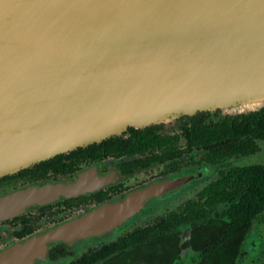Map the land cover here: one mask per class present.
Returning <instances> with one entry per match:
<instances>
[{
  "label": "water",
  "instance_id": "1",
  "mask_svg": "<svg viewBox=\"0 0 264 264\" xmlns=\"http://www.w3.org/2000/svg\"><path fill=\"white\" fill-rule=\"evenodd\" d=\"M199 1L0 0V153L19 146L17 141L40 139L45 126L50 138L62 137L117 107L167 94L181 85L170 84L177 74L220 68L232 60H245L246 66L264 55V44L250 45L264 40V0ZM262 108L231 112L186 105L185 110L150 118L131 116L116 132L100 135L107 130L100 128L91 141L28 162L7 161L0 166V178L120 136L128 127L143 129L218 109L225 112L223 117H234ZM123 180L116 168L93 165L4 194L0 222L61 199L95 194ZM186 183L167 180L133 189L0 253V264H39L52 242L79 249L104 239L143 208L180 193Z\"/></svg>",
  "mask_w": 264,
  "mask_h": 264
},
{
  "label": "trees",
  "instance_id": "2",
  "mask_svg": "<svg viewBox=\"0 0 264 264\" xmlns=\"http://www.w3.org/2000/svg\"><path fill=\"white\" fill-rule=\"evenodd\" d=\"M260 141H264V108L234 117H220L218 112L197 113L180 120L178 132L163 133V125L143 129L128 127L120 136L57 155L4 176L0 183L18 179L37 183L74 175L84 165L91 167L111 158L124 159L117 165L122 176L156 166H163L166 175L180 170L177 160L181 157L203 153V162L222 165L232 158L256 154ZM106 197L107 193L101 191L65 200L62 204L72 208L102 203ZM197 201L187 200L144 227L88 249L69 264H183L178 261L185 249L195 253L193 264H236L253 223L264 220V165L220 171L218 178L197 194ZM221 204L226 207L210 217ZM25 225L18 234L20 238L32 232V227ZM185 226L190 228V234L182 243L179 228ZM68 248V243H54L48 259L56 261L65 257L69 254Z\"/></svg>",
  "mask_w": 264,
  "mask_h": 264
},
{
  "label": "bare ground",
  "instance_id": "3",
  "mask_svg": "<svg viewBox=\"0 0 264 264\" xmlns=\"http://www.w3.org/2000/svg\"><path fill=\"white\" fill-rule=\"evenodd\" d=\"M205 1L200 0L199 4L204 5ZM263 44L264 40L259 45L258 43H252L250 45L253 48H257ZM263 60L264 55H261L246 66L242 64L245 60H232L220 68H202L194 72L188 71L189 73L177 74L176 77H173L174 79H169L172 80L170 84L181 85L174 87L171 92L140 103L133 102L117 107L106 112L101 117L90 119L78 125V127L75 126L76 128H72L70 133L68 132V135L62 137L50 138L48 134L50 131L45 129V126L43 127L44 131L40 139L36 138L40 136L38 135L21 142L17 141L19 142V146L0 153V166L11 160L17 161L16 163L28 162L29 158V161H31L73 144L91 141L97 138L93 136V133L100 128H107L100 135H104L108 131L116 132L128 119L132 118L131 116H145L146 118H150L157 113L164 114L178 109L185 110L186 105L189 109L199 108L202 110L214 107H221L231 112L253 110L264 105V64L261 63ZM249 66L254 67L247 69ZM203 71L209 74L203 75ZM130 123L135 122L131 121ZM135 125L138 124L135 123ZM65 143L67 144L64 145ZM8 145L13 144H7L5 146Z\"/></svg>",
  "mask_w": 264,
  "mask_h": 264
},
{
  "label": "rangeland",
  "instance_id": "4",
  "mask_svg": "<svg viewBox=\"0 0 264 264\" xmlns=\"http://www.w3.org/2000/svg\"><path fill=\"white\" fill-rule=\"evenodd\" d=\"M216 112L219 113L220 117H223L225 114V112L219 109ZM186 117L187 116H182L173 122L163 123V133L171 134L178 132L179 121L185 119ZM258 145L259 151L256 154L246 158H232L222 165H209L203 162V153H193L191 155L184 156L180 159L181 171L175 175H170L169 177L172 179H177L191 176V178L195 180H192V182L188 183L189 187L187 189L181 191L165 202L152 204L143 208L122 225L113 229L112 233L107 238L84 244L80 252L87 248H96L104 243L112 242L117 237L122 236L137 227H144L145 225L152 223L156 218L167 215L186 200L195 199L196 193L200 192L202 188L207 186L210 182L216 180L218 177V172L221 170L227 171L232 167H245L257 164L264 165V141H260ZM123 160L124 159H107L101 163V167L115 168ZM88 166L89 165H84L82 170L88 168ZM163 171V166H156L140 171L132 178L122 183V185L127 188L134 189V187L138 188L149 183L160 182V180L164 179L160 177L162 176L161 174ZM25 185L26 183L24 180L2 182L0 183V196L24 188ZM225 207V204L217 206L209 214V216L212 217L215 214H218ZM82 212L83 214L86 213L84 211H77L75 213L73 211H64L63 213L60 211L59 207H53L49 210H46L44 213L32 212L27 215V219L34 230V235H39L53 228L54 226H57L60 221L67 222L76 220V218L81 215ZM8 225L9 226H5L4 228L8 230L7 232L9 238H12V233L18 230L19 222H11ZM1 228L4 229L3 227ZM187 228L188 227L179 228V231L183 236H185ZM242 252L243 254L237 260L236 264H264V220L253 223L252 228L243 243ZM195 256L196 255L193 254V252L183 254L178 263L193 264V261H195ZM40 264H66V261L58 260L55 262H50L49 260L44 259L40 262Z\"/></svg>",
  "mask_w": 264,
  "mask_h": 264
},
{
  "label": "flooded vegetation",
  "instance_id": "5",
  "mask_svg": "<svg viewBox=\"0 0 264 264\" xmlns=\"http://www.w3.org/2000/svg\"><path fill=\"white\" fill-rule=\"evenodd\" d=\"M191 155V154H190ZM181 158H183V157H181ZM180 158V159H181ZM180 159H178L177 160V162H179V166H180V170L178 171V172H172V173H167L166 175L165 174H163V172H162V176H160L161 178H164L163 180H160V182H162V181H167V180H179V179H186V180H188V183L189 182H192V180H195V179H192L191 178V176H189V177H184V178H177V179H172V178H170L169 176L170 175H175V174H177V173H179L180 171H181V164H180ZM102 163V162H101ZM101 163H99V164H97V165H99V166H101ZM119 165V164H118ZM210 165V164H209ZM89 168V167H88ZM116 169H117V166L115 167ZM87 169V168H86ZM103 169H105L104 167H103ZM150 169V168H149ZM83 170H85V169H83ZM83 170H81V171H83ZM118 170V169H117ZM80 171V172H81ZM119 171V170H118ZM143 171V170H142ZM222 171V170H221ZM140 172V171H139ZM220 172V171H219ZM219 172H218V174H219ZM138 172H136L135 174H133V175H130V176H123L124 177V180L123 181H120L119 183H117V184H115V185H111V186H108V187H106V188H104L103 190H101V191H103V192H106L107 193V197L105 198V200L102 202V203H95V202H92V203H87V204H83V205H78V206H76V207H72V208H66V205H63L62 203H63V201H65V200H70V199H61V200H59L58 202H56V203H54V204H51V205H48V206H45V207H43V208H40V209H37V210H33V211H31V212H28V213H26V214H23V215H21V216H17V217H14V218H11V219H7V220H5V221H1L0 222V253H2V252H5V251H7L8 249H10V248H12L13 246H15V245H17V244H20V243H22V242H24V241H26V240H28V239H31V238H33V237H37V236H39V235H41V234H39V235H34V230H33V228H32V232L29 234V235H27V236H24V237H22V238H20L19 236H18V234L21 232V230L26 226L25 224L27 223L29 226H31L30 224H29V220L27 219V215L28 214H30V213H32V212H39V213H44L46 210H49L50 208H53V207H59L60 208V211L61 212H63L64 213V211H73L74 213L75 212H77V211H79V212H81V211H84V212H86V213H84L83 214V212H82V214L81 215H79L77 218H76V220H78L79 218H81L82 216H84V215H86L89 211H91L92 209H94V208H96V207H98V206H100V205H102V204H104V203H106V202H109V201H111V200H114V199H116V198H118V197H120V196H123L125 193H127V192H129V191H131V190H133L132 188H127V187H125V186H123L122 185V183H124L125 181H127L128 179H130V178H132L134 175H136ZM121 174V173H120ZM68 176H72V175H68ZM62 177H67V176H61V177H58V178H56V179H59V178H62ZM168 177V178H167ZM193 178H195V177H193ZM218 178V177H217ZM18 180H20V179H18ZM52 180H55V179H50V180H47V181H40V182H37V183H34V182H30V181H28V180H24L25 181V183H26V185L24 186V188H21V189H19V190H22V189H25V188H27V187H30V186H33V185H36V184H38V183H47V182H50V181H52ZM13 181H16V180H13ZM215 181V180H214ZM213 182V181H212ZM157 183V182H156ZM188 183H186V185H184V187H183V189H182V191L183 190H185V189H187L189 186V184ZM211 183V182H210ZM209 183V184H210ZM149 184H151V183H149ZM208 184V185H209ZM147 185V184H146ZM143 186H145V185H143ZM142 187V186H141ZM206 187V186H205ZM134 189H136L135 187H134ZM203 189V188H202ZM15 191H18V190H15ZM101 191H99V192H101ZM12 192H14V191H12ZM99 192H97V193H99ZM10 193V192H9ZM97 193H95V194H97ZM199 193V192H198ZM198 193H196V198L195 199H188V200H195L196 202H198L197 201V194ZM91 195H93V194H91ZM91 195H86V196H91ZM2 196V195H1ZM80 197V196H79ZM78 198V197H77ZM74 199V198H73ZM187 201V200H186ZM222 205V204H221ZM27 222H26V221ZM71 221H73V220H71ZM11 222H19V226H18V230H16L14 233H12V238H9V236H8V230L6 229V228H4L5 226H9L8 224L9 223H11ZM26 222V223H25ZM67 222H70V221H67ZM67 222H59L58 223V225L57 226H54L53 228H51V229H54V228H56V227H58V226H60V225H62V224H64V223H67ZM1 227H3L4 229H2ZM32 227V226H31ZM185 227H187V226H185ZM51 229H49V230H51ZM49 230H47V231H49ZM46 231V232H47ZM113 231V230H112ZM112 231H111V233H112ZM45 233V232H44ZM110 233V234H111ZM43 234V233H42ZM110 234H109V236H110ZM189 234H190V228L188 227L187 229H186V234H185V236H183L182 234H181V242L182 243H184L185 241H187L188 239H189ZM120 237V236H119ZM107 238V237H106ZM118 238V237H117ZM116 238V239H117ZM115 239V240H116ZM102 240V239H101ZM114 240V241H115ZM54 243H56V242H52L49 246H48V249H47V252H46V254H45V256H44V259H46V260H49L48 259V253H49V250H50V248H51V246L54 244ZM88 243V242H87ZM109 243V242H108ZM86 244V243H85ZM105 244H107V243H104V244H102V245H105ZM101 246V245H100ZM83 247V246H82ZM81 247V248H82ZM81 248H79V249H75V248H72L70 245H69V248H68V250H69V254L68 255H66L65 257H62V258H60V259H58V260H65L66 261V264H69V263H71L72 261H74V260H76V259H78L84 252H86L88 249H90V248H87V249H85L84 251H81L80 252V250H81ZM188 252H192V251H190V250H188V249H185V250H183L182 251V253H181V256L183 255V254H187ZM32 253V252H31ZM193 254H195L194 252H193ZM114 256V255H113ZM113 256H111V257H113ZM181 258V257H180ZM43 259V260H44ZM58 260H56V261H58ZM195 260H196V256H195ZM50 262H55V261H51V260H49ZM179 262V261H178ZM193 263H194V261H193ZM40 264V263H39Z\"/></svg>",
  "mask_w": 264,
  "mask_h": 264
}]
</instances>
